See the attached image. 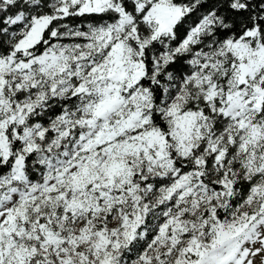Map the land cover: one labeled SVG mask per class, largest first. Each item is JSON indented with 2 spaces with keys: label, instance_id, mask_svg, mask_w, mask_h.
Returning a JSON list of instances; mask_svg holds the SVG:
<instances>
[{
  "label": "snow or ice",
  "instance_id": "6c2138e0",
  "mask_svg": "<svg viewBox=\"0 0 264 264\" xmlns=\"http://www.w3.org/2000/svg\"><path fill=\"white\" fill-rule=\"evenodd\" d=\"M0 264H264V0H0Z\"/></svg>",
  "mask_w": 264,
  "mask_h": 264
}]
</instances>
